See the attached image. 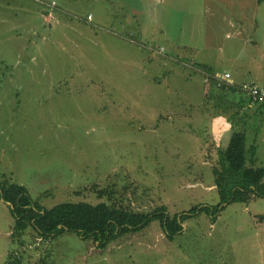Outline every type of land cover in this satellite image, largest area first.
Here are the masks:
<instances>
[{
  "label": "rangeland",
  "instance_id": "374dc122",
  "mask_svg": "<svg viewBox=\"0 0 264 264\" xmlns=\"http://www.w3.org/2000/svg\"><path fill=\"white\" fill-rule=\"evenodd\" d=\"M40 1L62 13L0 0V180L46 209L109 203L96 186L114 188L133 211L179 217L218 203L211 168L232 133L246 134L264 168V111L241 110L238 95L203 82L205 71L228 72L264 85V2L248 33L256 44L244 45L231 28L220 39V13L204 0ZM222 208L191 215L171 240L152 221L102 248L74 233L36 240L28 258L51 249L56 264H264V198ZM12 224L0 199V264L23 249Z\"/></svg>",
  "mask_w": 264,
  "mask_h": 264
},
{
  "label": "trees",
  "instance_id": "16d2710c",
  "mask_svg": "<svg viewBox=\"0 0 264 264\" xmlns=\"http://www.w3.org/2000/svg\"><path fill=\"white\" fill-rule=\"evenodd\" d=\"M256 1L258 4L264 2V0ZM57 13H62V11L57 8L52 10L49 8L46 14H52L55 18ZM86 22H88L87 17ZM210 82L215 88L214 81L210 80ZM241 85L224 83L216 89L220 93L224 91L231 95L237 93L246 96L238 90ZM221 96L222 99L219 97L218 102L223 107L224 98L228 96ZM246 98L248 99L247 96ZM248 102L255 108L254 115L260 117L264 111V102L253 104L249 99ZM246 144L244 132L232 133L224 151L223 164L221 166L214 165L211 168L218 203L212 208L193 207L179 217L178 215L167 216L162 207L156 208L152 213L133 211L129 209L130 207L118 203L123 197L120 194L117 197L114 188L109 187V190H104L98 189L96 186L89 190L94 192L98 199H106L109 203L101 201L92 204L81 201L62 203L46 209L39 201H34L31 198L25 187L2 179L0 180V199L7 205L13 219L10 239L13 243L16 242L19 248H23L22 251L10 252L5 264H56L51 249L45 250L44 254L36 259L31 256L29 259L27 252L29 246L36 244V240L50 243L64 233H74L82 239H92L99 242V248H102L120 233L140 230L152 221H158L161 229L171 240L174 235L182 232L183 222L191 218L190 216L193 214L202 213L212 217L223 210V205L247 204L252 197L255 199L264 198V168L257 167L254 144L251 146H246ZM77 193L79 194V192ZM24 236H30V244L23 241ZM35 249L38 248L35 247Z\"/></svg>",
  "mask_w": 264,
  "mask_h": 264
},
{
  "label": "crops",
  "instance_id": "0c3cea01",
  "mask_svg": "<svg viewBox=\"0 0 264 264\" xmlns=\"http://www.w3.org/2000/svg\"><path fill=\"white\" fill-rule=\"evenodd\" d=\"M209 1L211 2H208V0L203 1V3L205 4V7L207 5H211L212 10L220 13V25H219V29L216 30V33H218V35H220V32H221L222 36L220 37V39H225L227 40L226 42H228V39H229L228 32H229V29L231 28L232 32L235 31L231 36H236V35L243 36L242 43L244 45H245V42L247 41L250 44H254V45L256 44V41L251 36L248 35V33H252L257 29V14H256L257 8L256 7L258 6V3L256 0H209ZM58 14L59 13H57L56 16H58ZM225 73H228V72H225ZM213 74L217 76L222 75L219 73H213ZM203 76H204V73H203ZM230 77L231 79L228 81V83L231 84L232 82V84L235 86H239L241 84L256 85L255 78L252 79L251 76L246 77V79L249 80L250 82H240V83L236 82V80L233 79L231 74H230ZM203 82H204V77H203ZM205 84L211 85L212 83L210 82V83H205ZM256 86H259L260 88H264V85H256ZM216 91L218 92L219 90L216 89ZM237 95H238L237 93L236 95H233L232 93V98H236ZM238 96L241 99V102H240L241 104L240 103L237 104V106H239L240 109L245 104L248 109L251 108V105H249L248 99L244 95H238ZM230 100H233V99H230ZM244 109L245 108H243V110ZM250 111H252L253 113V110H250ZM254 112H255V109H254ZM227 139H230V137ZM220 141H222V139L218 140L217 143H219Z\"/></svg>",
  "mask_w": 264,
  "mask_h": 264
},
{
  "label": "built area",
  "instance_id": "2783aa9c",
  "mask_svg": "<svg viewBox=\"0 0 264 264\" xmlns=\"http://www.w3.org/2000/svg\"><path fill=\"white\" fill-rule=\"evenodd\" d=\"M37 2L41 5L47 6L51 10L55 8L54 2H52L50 5H46L40 0H38ZM48 16L53 17L52 14H48ZM90 19L91 16H87V21H89ZM230 79L231 77L229 73H224L221 76L208 74L207 72L204 73V82L209 83L210 80H213L216 88H220L224 83L229 84L228 81ZM229 85H233L232 82ZM238 90L243 92L253 104L264 102V88H260L259 86H256L254 84H243L239 87Z\"/></svg>",
  "mask_w": 264,
  "mask_h": 264
}]
</instances>
